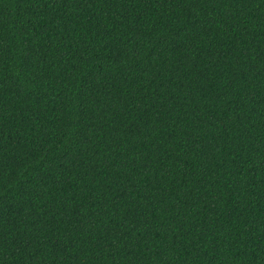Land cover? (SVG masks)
Here are the masks:
<instances>
[{"label": "trees", "instance_id": "16d2710c", "mask_svg": "<svg viewBox=\"0 0 264 264\" xmlns=\"http://www.w3.org/2000/svg\"><path fill=\"white\" fill-rule=\"evenodd\" d=\"M0 264H264V0H0Z\"/></svg>", "mask_w": 264, "mask_h": 264}]
</instances>
